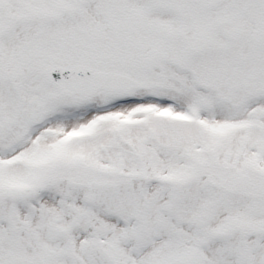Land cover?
<instances>
[{
    "label": "snow or ice",
    "instance_id": "obj_1",
    "mask_svg": "<svg viewBox=\"0 0 264 264\" xmlns=\"http://www.w3.org/2000/svg\"><path fill=\"white\" fill-rule=\"evenodd\" d=\"M0 264H264V0H0Z\"/></svg>",
    "mask_w": 264,
    "mask_h": 264
}]
</instances>
